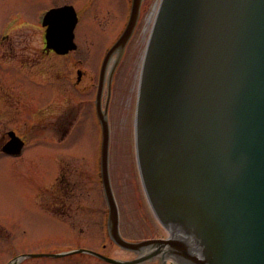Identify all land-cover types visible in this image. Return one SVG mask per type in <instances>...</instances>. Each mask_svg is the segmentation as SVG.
Masks as SVG:
<instances>
[{"label": "water", "instance_id": "water-1", "mask_svg": "<svg viewBox=\"0 0 264 264\" xmlns=\"http://www.w3.org/2000/svg\"><path fill=\"white\" fill-rule=\"evenodd\" d=\"M140 1L133 0L131 21L109 55L123 51ZM65 11H55L59 20ZM100 119L109 235L117 246H151L179 264H264V0L161 1L139 83L136 147L148 200L172 239L120 236L104 112ZM10 137L1 151L20 154L22 143ZM76 252L110 264L139 261Z\"/></svg>", "mask_w": 264, "mask_h": 264}, {"label": "rangeland", "instance_id": "rangeland-1", "mask_svg": "<svg viewBox=\"0 0 264 264\" xmlns=\"http://www.w3.org/2000/svg\"><path fill=\"white\" fill-rule=\"evenodd\" d=\"M107 1L117 9L122 2ZM156 2L157 0H144L140 4L139 22L137 21L127 52L115 71L110 103L109 175L119 211L120 231L127 240L158 237V231L165 233L148 206L137 166L131 125L139 60ZM64 4L79 8L77 0H0V30L15 13L21 14L25 20V27L14 34L11 43L0 48V135L13 129L22 134L28 144L21 157L0 153V264H7L17 257L25 258L15 264H107L85 253L63 257L28 256L79 249L121 261L136 257L135 253L120 249L106 239L99 225L104 220L100 215L104 199L100 185L98 188L91 176V171L97 175L95 168L100 145V131L94 114H88L84 110L66 142H38L40 137L51 135L47 129L54 126L57 109L47 111L46 107L44 113H39L41 111L37 108V94L43 90L46 95L55 88L63 93V83L66 84L70 78L73 71L71 63L76 56L72 53L65 58L54 59L45 55L40 58L43 38L39 32H30L27 27L35 14H40L51 6L60 7ZM108 8H102L98 12L99 24L92 15H88L91 23L100 31L86 20L80 22L75 29L77 45L80 50L85 51V56H90L93 60L98 55L100 57L103 47L112 41V36L103 32L108 26L105 25L108 21L104 19L112 15ZM36 59L38 62H35ZM41 72L43 75H40ZM15 75L21 78L16 79ZM57 75L60 77L58 84L52 81ZM21 79L23 81L20 82ZM37 81L53 86L50 90L47 86L41 89L36 84ZM9 93L13 95L11 99L8 98ZM21 96L23 103L21 102L20 107L11 108L7 105L9 101L15 103ZM75 97L73 95L72 103L76 106L78 104H75ZM60 105L58 113L68 110L63 107L62 97ZM60 160L63 166L70 165L73 173L70 177L75 181L71 208L66 209L70 216L67 219L60 218L64 222L52 216ZM96 181L98 183L97 179ZM155 260L150 258L143 262L154 264ZM168 262L167 264H172Z\"/></svg>", "mask_w": 264, "mask_h": 264}, {"label": "flooded vegetation", "instance_id": "flooded-vegetation-1", "mask_svg": "<svg viewBox=\"0 0 264 264\" xmlns=\"http://www.w3.org/2000/svg\"><path fill=\"white\" fill-rule=\"evenodd\" d=\"M143 1L144 0H142V2ZM77 3L79 5V8L78 9L74 8L77 14L76 27L79 25L80 22L86 20L93 28L97 30L99 29L95 27V24L91 23V20L88 17V15H92V17L96 19V21H98V24H99L100 20H98V15H97L98 12L102 8L109 7L108 12H111L112 15L110 16V18L106 17L104 19L108 21L105 24V25L108 24V26H107V29L104 28L105 30L103 32L109 33L112 36V41H110L107 46L103 47V51L105 50L104 54H100V57L99 55L96 56L95 60H93L90 56H85L86 55L85 51L80 50V46L77 45L75 39L74 40L76 43V49L74 51L69 52L66 55L61 56V55H57L53 50L46 49L45 47L46 43H45L44 36L47 30V26L39 24L38 22L39 14H35L29 24L28 22L26 23L29 25L27 29L30 32H34V33L39 32L43 38L42 42L44 45L42 49L40 50V53H42L40 58H44V55L47 57L49 56L54 57V59L60 58V57L65 58L71 55L72 53H75V56H76L74 58V61L71 60L73 71L70 74V78L66 81V84L63 83L64 85L63 93H59L58 88L50 90L53 84L49 86V85H44L43 81L36 82V84L41 89L42 87L47 86L50 90V92L46 95L43 94L42 92L43 90L39 91L37 94V102H38L37 108H39V111H41L39 113H44L43 110L46 107H47V111L57 109V112H55L54 126L52 128L47 129L51 132V135L46 138L43 136L40 137L38 142H41V141L45 142L46 140L48 143L66 142L72 129L80 121L84 110H87L88 114H94L95 120L97 124L99 125L98 119H97V113H96L97 103L99 104L101 110L106 112L107 120L109 121L108 123L110 124V114H111L110 103H111L112 96H113V83H114L115 73H116L115 71H116L117 66L120 64L121 60L123 59V57L125 56L127 52V47L130 43L131 38L133 37V33L139 22L138 20V22L135 25L134 31L130 39L126 43L123 51L121 53L119 52L113 53L111 57L108 59V62L105 65L104 69L102 70V64H103L104 57L108 49L118 39V37L121 35V33L123 32L124 28L127 25V22L129 19L130 8H131V0H122L118 9L115 8V6H113V4H111V2L107 0L106 1L105 0H77ZM64 5H71V4H64ZM14 17H17V23L14 25V27L11 28V30L9 31L8 35L4 38V40L0 41V48L4 47L7 44L9 45L11 43V39L14 36V34L20 29H22V27H25V25H23L25 23V20L21 14L19 15V13H15ZM150 24H151V20L149 23V27H150ZM2 27L4 28V25ZM149 27H148V31H149ZM2 31L3 29L0 30V37H1ZM74 33H75V30H74ZM144 45H145V42H144ZM135 50L136 49H134V51ZM140 60H141V56H140ZM35 62H38V59H36ZM40 75H43V73L41 72ZM15 78L20 79L21 77H18L17 75H15ZM59 79L60 77L59 75H57L56 77L52 78V81L58 84ZM21 81H23V79H21L20 82ZM33 82L34 80L32 79L31 85H33ZM122 85L125 86L124 83H122ZM23 90L26 91L25 88H23ZM124 91L125 89L123 90V92ZM73 95L76 96L75 104H78L76 106L73 105L72 103ZM11 96L13 97L12 93L11 95L9 93L8 98L11 99ZM64 96H66L65 104L63 103ZM61 97H62V104L65 105L63 107L67 108L68 110H63L60 113H58L59 107L61 106L60 105ZM21 99L16 100L15 103H13L12 101H9L7 105H9L11 108H18L21 106V102L23 103L22 96H21ZM41 128H43V126H41ZM8 131H5L4 133L0 135V144L8 138V135L6 134ZM43 131L44 130H42V132ZM16 134L18 133L16 132ZM18 136H20L22 140L24 141V143L27 144L26 138L22 134L21 135L18 134ZM62 158L60 159L62 160ZM61 160L58 161V171H57L56 185H55L56 193H54L53 195L55 199L53 202L54 209H53V215H52L54 218H58L60 221H62V219L60 218L67 219L70 216V214H68V211L66 209L69 210L71 208L72 192L75 187V181L71 179L70 177V175L73 174L71 171L70 165L68 164L67 167L63 166ZM96 170L97 168H95V171ZM91 176H92L93 182L95 183L97 178H95V174L92 171H91ZM60 208H63V209L61 210ZM103 208L101 206V212H100L101 216L103 214L104 215L106 214L105 210L103 212ZM158 237H161V236H158ZM155 263L156 264H167L169 262L165 261L164 263L163 260L156 259ZM171 263L174 264L173 262Z\"/></svg>", "mask_w": 264, "mask_h": 264}, {"label": "bare ground", "instance_id": "bare-ground-1", "mask_svg": "<svg viewBox=\"0 0 264 264\" xmlns=\"http://www.w3.org/2000/svg\"><path fill=\"white\" fill-rule=\"evenodd\" d=\"M16 30H17V29H16ZM16 30H15V31H16ZM15 31H14V32H15ZM136 264H144V262H142V263H136Z\"/></svg>", "mask_w": 264, "mask_h": 264}]
</instances>
